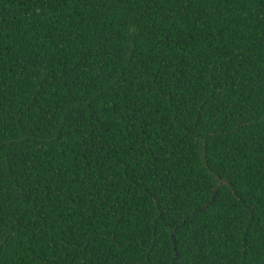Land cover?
Returning <instances> with one entry per match:
<instances>
[{"label":"trees","instance_id":"obj_1","mask_svg":"<svg viewBox=\"0 0 264 264\" xmlns=\"http://www.w3.org/2000/svg\"><path fill=\"white\" fill-rule=\"evenodd\" d=\"M0 264H264V0H0Z\"/></svg>","mask_w":264,"mask_h":264}]
</instances>
